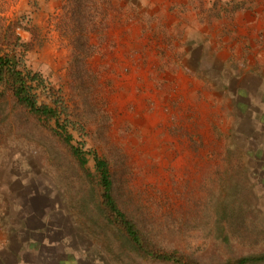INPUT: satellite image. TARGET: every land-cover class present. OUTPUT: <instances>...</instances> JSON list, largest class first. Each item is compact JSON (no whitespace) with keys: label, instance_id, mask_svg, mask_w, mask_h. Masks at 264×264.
Here are the masks:
<instances>
[{"label":"rangeland","instance_id":"obj_1","mask_svg":"<svg viewBox=\"0 0 264 264\" xmlns=\"http://www.w3.org/2000/svg\"><path fill=\"white\" fill-rule=\"evenodd\" d=\"M0 39L55 88L40 102L58 106L91 171L95 155L109 162L155 245L204 263L246 253L264 226V0H0ZM88 190L69 147L0 102L9 263L110 264L73 223Z\"/></svg>","mask_w":264,"mask_h":264},{"label":"trees","instance_id":"obj_2","mask_svg":"<svg viewBox=\"0 0 264 264\" xmlns=\"http://www.w3.org/2000/svg\"><path fill=\"white\" fill-rule=\"evenodd\" d=\"M19 41V37H16L18 47L22 46ZM18 47L14 45L12 50L15 52ZM17 59L14 60L0 39V102L10 98L33 121L69 147L89 188V202L77 198L70 207L73 223L85 238L106 255L110 264H136L138 260L162 264H264V226L255 232L253 243H244L243 247L246 244L251 246L245 254L219 263H204L177 249H162L155 245L136 220L120 206L114 193L109 162L94 154L95 167L91 171L88 168L91 151L73 143V136L60 124L61 111L58 106L40 102L42 92L46 91L52 96L55 95V88L46 83L40 73L28 69L22 56ZM229 211V214L224 213L220 217V229L224 232L230 231L232 223L240 219L238 214ZM246 230L244 234L250 233ZM8 256H4V264H18L17 257V261L9 263Z\"/></svg>","mask_w":264,"mask_h":264},{"label":"crops","instance_id":"obj_3","mask_svg":"<svg viewBox=\"0 0 264 264\" xmlns=\"http://www.w3.org/2000/svg\"><path fill=\"white\" fill-rule=\"evenodd\" d=\"M0 263L4 264V242H2V246L0 247Z\"/></svg>","mask_w":264,"mask_h":264}]
</instances>
